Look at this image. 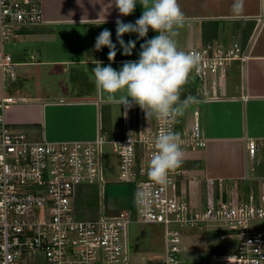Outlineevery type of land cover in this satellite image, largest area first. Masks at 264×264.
<instances>
[{
  "label": "built area",
  "instance_id": "built-area-1",
  "mask_svg": "<svg viewBox=\"0 0 264 264\" xmlns=\"http://www.w3.org/2000/svg\"><path fill=\"white\" fill-rule=\"evenodd\" d=\"M44 19L36 0H0V70L15 78L6 46L22 37L23 31L42 26ZM184 51L200 57L189 74L194 84L191 123L179 128L175 114L166 120L139 117L132 121L127 109L121 123V137L111 139L101 126L89 142L34 140L8 124L5 112L21 100L0 99V264H127L128 228L131 211L106 215L103 206L93 220L75 216L72 197L80 185L104 188L102 159L104 146L116 160L117 182L133 184L136 192V222L163 227V255L152 264H182L186 232L219 225L225 233L220 241L233 239V252H212L206 264H264V185L258 196L252 192L238 199L234 187L216 197L214 184L205 182L204 206L197 208L177 193V168L166 183H154L148 176L154 137L161 128L178 132L184 153L206 147L198 106L218 99L229 68L247 60L242 45L224 47L210 42ZM250 160H264V138L248 139ZM254 172V167L251 168ZM264 182V177L252 178ZM224 188L223 183L219 189Z\"/></svg>",
  "mask_w": 264,
  "mask_h": 264
},
{
  "label": "crops",
  "instance_id": "crops-1",
  "mask_svg": "<svg viewBox=\"0 0 264 264\" xmlns=\"http://www.w3.org/2000/svg\"><path fill=\"white\" fill-rule=\"evenodd\" d=\"M36 1L44 24L23 31L18 41L6 46L15 64V78L0 70V99L11 96L21 100L5 112L6 121L34 140L89 142L97 137L99 125L108 137L115 134L116 139L120 138L125 108L106 100L91 69L97 60L118 69L124 61L137 59L143 39L137 41L131 56H122L117 51L111 62L106 47L95 51L93 45L105 28L111 31L115 42L117 18L134 23L143 8L137 4L133 13L125 17L120 16L112 0ZM178 3L186 23L176 28L173 38L182 50L210 42L220 44L219 39L226 42L224 47H245L247 60L229 68L218 99L198 106L206 147L184 153L178 167L184 174L177 178V193L197 208L204 206L206 181L214 184L216 197L230 186L238 199H245L251 192L258 196L262 190H256L255 186L262 181L252 178L264 177V160H250L246 142L264 138V0H243L239 17L232 15L233 0H178ZM104 17L105 22L101 23ZM154 35L150 30L144 39ZM122 38L127 42L136 39V35L125 34ZM192 93L194 84L186 82L181 98ZM121 95V92L116 94L117 98ZM127 112L132 121L146 118L139 106L128 108ZM113 114L120 119L116 131L110 117ZM175 117L180 129L191 123L190 120L181 124L176 114ZM252 167L254 172L250 171ZM222 183L224 188L220 190ZM91 187L96 188L98 195V186L93 184L78 186L72 197L74 213L81 220L96 219L103 206L101 192L100 200L97 198L95 202ZM200 192L203 200L197 199ZM197 239L200 238L192 232H186L183 238L185 252L190 251L192 258L199 248L189 247L188 243ZM220 248L212 252H233L227 247ZM158 259H149L148 264Z\"/></svg>",
  "mask_w": 264,
  "mask_h": 264
},
{
  "label": "clouds",
  "instance_id": "clouds-1",
  "mask_svg": "<svg viewBox=\"0 0 264 264\" xmlns=\"http://www.w3.org/2000/svg\"><path fill=\"white\" fill-rule=\"evenodd\" d=\"M120 16H129L137 4L143 8L142 14L133 22L116 20V40L113 42L109 29H103L95 38L93 48L100 51L107 48V59L111 62L120 51L122 56H131L138 40V58L124 61L120 67L103 65L95 61L91 69L95 83L108 102H115L125 109L139 106L146 118L166 120L169 116L180 115L196 100L194 97L181 99V90L189 74L197 68L200 57L182 50L173 38L175 30L186 23V17L178 0H112ZM243 0H233L232 15L239 17ZM105 22V17L102 22ZM154 36L144 39L149 31ZM136 35L127 42L125 34ZM119 46V48L117 47ZM123 93L119 98L116 94ZM154 151L151 154L148 176L154 183L164 184L171 170L183 162L184 152L178 132L161 128L154 137ZM167 264H173L171 258Z\"/></svg>",
  "mask_w": 264,
  "mask_h": 264
},
{
  "label": "rangeland",
  "instance_id": "rangeland-1",
  "mask_svg": "<svg viewBox=\"0 0 264 264\" xmlns=\"http://www.w3.org/2000/svg\"><path fill=\"white\" fill-rule=\"evenodd\" d=\"M221 45H225L226 42H221ZM11 49V47H7ZM193 112V105H189L182 114L177 115L179 123L185 124L187 121L191 120ZM113 124V129L116 131L119 126V116L113 114L110 116ZM200 121V118H199ZM201 127V125H200ZM115 133V132H114ZM112 137V138H111ZM110 138L116 139L115 134ZM103 151L105 156L102 159L103 168V180L104 188L102 192V205L103 210L106 215H115L120 211L129 209L131 211V224L128 228V256L129 260L127 264H148L149 259H158L162 256L163 251V227L158 224H143L136 222V192L133 184L120 183L117 182V168L116 160L110 149V146H104ZM264 182H258L256 184V190H261V186ZM93 185V184H92ZM98 186V185H97ZM92 193H94L93 198L95 202L97 198L100 200V189L98 187L99 194L95 187L90 188ZM204 189V187H203ZM203 194L200 192L197 195V199H202ZM203 200V199H202ZM76 216V215H75ZM77 217V216H76ZM78 218V217H77ZM81 219V218H78ZM223 230L219 225L216 226H206L201 230L192 231L194 237H199L200 239L189 242L188 246L197 250L193 258L191 257L190 251L183 253L182 264H206V259L208 254L212 251H218V249L227 247L229 249H234L235 242L233 239H229L224 242H220L217 239ZM188 239V238H187ZM185 239V240H187ZM183 240V244L186 241ZM217 244V245H216ZM220 248V249H221ZM116 264H123L121 262Z\"/></svg>",
  "mask_w": 264,
  "mask_h": 264
}]
</instances>
